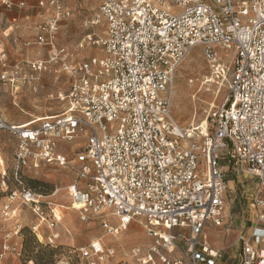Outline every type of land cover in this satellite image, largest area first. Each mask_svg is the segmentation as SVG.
<instances>
[{"label":"built area","instance_id":"obj_1","mask_svg":"<svg viewBox=\"0 0 264 264\" xmlns=\"http://www.w3.org/2000/svg\"><path fill=\"white\" fill-rule=\"evenodd\" d=\"M38 7L48 15L36 42L51 51L30 62L25 78L36 91L41 73L58 65L71 86L55 96L66 102L63 111L40 116L39 124L9 122L0 108V138L7 133L17 139V186L2 215L12 219L18 206L31 208L35 233L47 225V243L55 244L62 236L60 219L43 194L24 184L20 171L71 165V203L83 220L87 214L117 217L118 225L101 220L114 237L134 219L146 222L156 241L130 250L136 264H216L218 251L203 234L209 224L225 223L226 174L232 169L256 180L253 206L263 225L239 235V264H264V0H102L87 22L102 32L88 33L78 45L87 40L100 46L103 57L80 60L55 44L59 23L71 10L60 0H39ZM196 47L216 67L215 76L228 79L227 97L207 133L181 128L171 114L175 72ZM222 48L234 51L230 78L220 64ZM18 73L4 71L1 80L15 84ZM76 251L89 264L115 254L101 239ZM0 264L36 263H6L0 254Z\"/></svg>","mask_w":264,"mask_h":264},{"label":"rangeland","instance_id":"obj_2","mask_svg":"<svg viewBox=\"0 0 264 264\" xmlns=\"http://www.w3.org/2000/svg\"><path fill=\"white\" fill-rule=\"evenodd\" d=\"M18 1L20 0H15L16 4ZM60 1L63 7L71 10V15L64 17L59 23L56 46L67 47L77 60L95 55L103 57L104 52L100 46L91 45L87 40L83 41V46L78 45L88 33L102 32L101 26H97L96 30L87 28V22L94 17L102 0ZM37 2L38 0H26L24 6L8 7L0 0V108L7 119L13 120L16 115L22 118L21 123L31 124H39V117L45 114L62 112L66 102L55 96L62 91L66 92L71 86L67 74L58 65H49L41 73L36 91L25 78L30 71V62L48 58L51 51L50 46L36 42L38 26L48 15L44 9L36 7ZM219 53L222 57L220 64L227 70L233 64L234 51L222 48ZM212 64L205 57L203 48L196 47L176 71L172 114L182 128L200 126L206 119L210 127L215 110L227 97L228 79H218L214 74L216 67ZM11 69L19 70L15 84L4 83L1 75ZM229 74L230 71L227 70L228 78ZM208 79L211 80L207 81ZM16 146L15 138H0V172L5 169L7 172L6 175L0 173V254L3 255L4 262L33 260L36 264H89L76 250L87 246L92 239H101L107 248L115 250L114 257L103 264H136L131 258L130 250L133 247L155 244L156 240L150 236L146 222L141 218L132 220L115 237L105 230L101 220L105 217L110 223L118 225L116 218L87 214V219L83 220L81 212L71 203L68 187L76 178V171L71 170V165L63 169L46 163L37 169L20 171L24 184L43 194V199L49 202L60 218L58 225L62 236L55 244L47 243L46 237L51 232L47 225L42 224L39 235L35 233L33 227L36 215L31 208L18 206L17 217L6 219L2 215V206L11 189L17 186L13 161ZM70 155L73 157L75 154L70 151ZM255 181L246 175L238 177L232 169L226 174L225 223L222 226H210L203 234L213 250L218 251L220 264L240 262L242 244L238 237L256 222L259 213L253 206ZM16 223L21 226L19 232H16ZM67 229L71 231L70 235ZM8 233H11L10 237L6 236ZM6 244L9 249L4 250Z\"/></svg>","mask_w":264,"mask_h":264},{"label":"crops","instance_id":"obj_3","mask_svg":"<svg viewBox=\"0 0 264 264\" xmlns=\"http://www.w3.org/2000/svg\"><path fill=\"white\" fill-rule=\"evenodd\" d=\"M24 1L26 2V0H20V1H18V3H19V2H24ZM38 2H39V0H38ZM38 2H37V4H36V7H37L38 9H40V8L38 7ZM40 10H42V9H40ZM45 11H46V10H45ZM46 13H47V12H46ZM46 15H47V14H46ZM79 46H81V45H79ZM4 117H5V116H4ZM13 118H14L13 120H9V119H7V118L5 117V119H7L9 122L11 121V122H15V123H21L20 120H21L22 118H20V117H18V116H16V115H14ZM16 120H19V121H16ZM3 136H4V137H8L9 135H8L7 133H2V136H1V137L3 138ZM10 136H11V135H10ZM11 137H12V138H15V137H13V136H11ZM15 140H17V139L15 138ZM13 159H14V157H13ZM13 161H14V160H13ZM4 169H5V168H4ZM4 169H3V170H4ZM1 172H2L3 175L7 174L6 169L4 170V172H3V171H1ZM1 172H0V173H1ZM258 214H259V213H258ZM258 214H257V215H258ZM56 216H57V215H56ZM57 217H58V216H57ZM58 218H59V217H58ZM59 219H60V218H59ZM210 226L212 227V225L209 224V226H208L207 229L211 228ZM262 227H263V225H262L261 223H258L257 220H256V222H255L252 226H250L248 229H245V233H244V235H245V234H246V235H251L252 232H253L254 230H256L257 228H262ZM205 231H206V229H205ZM205 231H204V232H205ZM206 239H207V238H206ZM71 240H72V239H71ZM71 240H70V241H71ZM4 260H5V259H3V261H4ZM5 262H6V261H5ZM12 262H13V261H12ZM8 263H10V262H8ZM216 264H220V260H219V258L216 259Z\"/></svg>","mask_w":264,"mask_h":264},{"label":"bare ground","instance_id":"obj_4","mask_svg":"<svg viewBox=\"0 0 264 264\" xmlns=\"http://www.w3.org/2000/svg\"><path fill=\"white\" fill-rule=\"evenodd\" d=\"M189 54H187V56H188ZM187 56L182 60L183 62H184V60L187 58ZM183 62L179 65V67L183 64ZM178 67V68H179ZM178 68H177V70H178ZM176 70V71H177ZM175 74H176V72H175ZM174 79H175V77H174ZM211 79H208L207 81H210ZM175 82H176V79H175ZM174 90H175V84H174V89H173V92H172V97H173V95H174ZM174 98V97H173ZM172 105H173V99H172ZM171 105V106H172ZM171 114H172V107H171ZM174 117V116H173ZM178 123V122H177ZM200 126H196V125H193L192 127H189L188 129H185V128H183V129H185V130H190V129H199L200 131H202V132H204V133H207V130H208V125H209V122H208V120L206 119V120H203L202 122H201V124H199ZM181 127V126H180ZM182 128V127H181ZM114 218H116L117 220H118V218L117 217H114ZM119 221V220H118ZM128 227V226H127ZM127 227H125V229L127 228ZM120 235V234H119ZM107 239V238H106ZM116 241H118V242H120V240L119 239H117ZM108 243V242H107ZM113 244V243H112ZM121 244V243H120Z\"/></svg>","mask_w":264,"mask_h":264},{"label":"trees","instance_id":"obj_5","mask_svg":"<svg viewBox=\"0 0 264 264\" xmlns=\"http://www.w3.org/2000/svg\"><path fill=\"white\" fill-rule=\"evenodd\" d=\"M28 187V186H27ZM30 187V186H29ZM31 188V187H30ZM33 189V188H32ZM35 190V189H34ZM37 191V190H36ZM38 192V191H37ZM40 193V192H39Z\"/></svg>","mask_w":264,"mask_h":264}]
</instances>
